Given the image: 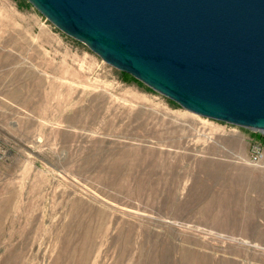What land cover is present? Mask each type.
Instances as JSON below:
<instances>
[{
	"label": "rangeland",
	"instance_id": "rangeland-1",
	"mask_svg": "<svg viewBox=\"0 0 264 264\" xmlns=\"http://www.w3.org/2000/svg\"><path fill=\"white\" fill-rule=\"evenodd\" d=\"M0 264H264V133L0 0Z\"/></svg>",
	"mask_w": 264,
	"mask_h": 264
},
{
	"label": "water",
	"instance_id": "water-1",
	"mask_svg": "<svg viewBox=\"0 0 264 264\" xmlns=\"http://www.w3.org/2000/svg\"><path fill=\"white\" fill-rule=\"evenodd\" d=\"M196 114L264 133V0H28Z\"/></svg>",
	"mask_w": 264,
	"mask_h": 264
},
{
	"label": "built area",
	"instance_id": "built-area-1",
	"mask_svg": "<svg viewBox=\"0 0 264 264\" xmlns=\"http://www.w3.org/2000/svg\"><path fill=\"white\" fill-rule=\"evenodd\" d=\"M257 155V153H254L253 157H255Z\"/></svg>",
	"mask_w": 264,
	"mask_h": 264
},
{
	"label": "trees",
	"instance_id": "trees-1",
	"mask_svg": "<svg viewBox=\"0 0 264 264\" xmlns=\"http://www.w3.org/2000/svg\"><path fill=\"white\" fill-rule=\"evenodd\" d=\"M125 73V72H124Z\"/></svg>",
	"mask_w": 264,
	"mask_h": 264
}]
</instances>
